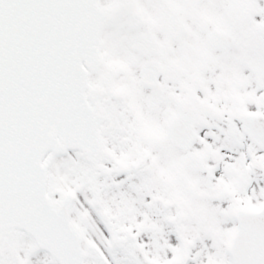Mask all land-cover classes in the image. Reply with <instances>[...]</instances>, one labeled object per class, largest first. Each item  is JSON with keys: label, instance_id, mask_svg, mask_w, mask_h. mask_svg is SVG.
Masks as SVG:
<instances>
[{"label": "snow or ice", "instance_id": "obj_1", "mask_svg": "<svg viewBox=\"0 0 264 264\" xmlns=\"http://www.w3.org/2000/svg\"><path fill=\"white\" fill-rule=\"evenodd\" d=\"M0 264H264V0H0Z\"/></svg>", "mask_w": 264, "mask_h": 264}]
</instances>
